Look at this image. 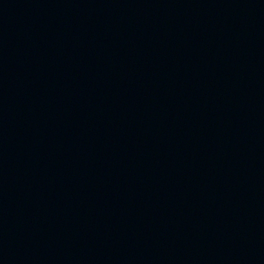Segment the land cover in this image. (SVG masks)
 Here are the masks:
<instances>
[{
  "label": "water",
  "instance_id": "water-1",
  "mask_svg": "<svg viewBox=\"0 0 264 264\" xmlns=\"http://www.w3.org/2000/svg\"><path fill=\"white\" fill-rule=\"evenodd\" d=\"M0 264H264V0H0Z\"/></svg>",
  "mask_w": 264,
  "mask_h": 264
}]
</instances>
